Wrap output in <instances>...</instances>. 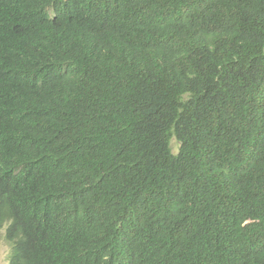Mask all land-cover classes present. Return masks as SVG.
<instances>
[{
  "label": "trees",
  "instance_id": "16d2710c",
  "mask_svg": "<svg viewBox=\"0 0 264 264\" xmlns=\"http://www.w3.org/2000/svg\"><path fill=\"white\" fill-rule=\"evenodd\" d=\"M8 264H264V0H0Z\"/></svg>",
  "mask_w": 264,
  "mask_h": 264
},
{
  "label": "rangeland",
  "instance_id": "374dc122",
  "mask_svg": "<svg viewBox=\"0 0 264 264\" xmlns=\"http://www.w3.org/2000/svg\"><path fill=\"white\" fill-rule=\"evenodd\" d=\"M6 229L0 230V258L9 263L11 257V247L8 245L6 239Z\"/></svg>",
  "mask_w": 264,
  "mask_h": 264
},
{
  "label": "clouds",
  "instance_id": "9594fccd",
  "mask_svg": "<svg viewBox=\"0 0 264 264\" xmlns=\"http://www.w3.org/2000/svg\"><path fill=\"white\" fill-rule=\"evenodd\" d=\"M0 264H6V261H4L2 258H0Z\"/></svg>",
  "mask_w": 264,
  "mask_h": 264
}]
</instances>
